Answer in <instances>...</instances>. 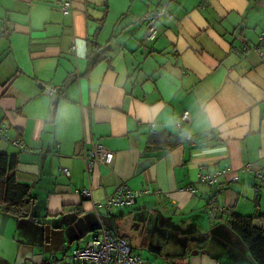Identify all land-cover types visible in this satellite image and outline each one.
I'll use <instances>...</instances> for the list:
<instances>
[{
    "label": "crops",
    "instance_id": "crops-1",
    "mask_svg": "<svg viewBox=\"0 0 264 264\" xmlns=\"http://www.w3.org/2000/svg\"><path fill=\"white\" fill-rule=\"evenodd\" d=\"M56 1L0 0V127L25 148L0 140V154L17 156L16 182L32 198L24 218L0 207V264H68L103 215L148 264L146 249L168 264H251L207 202L264 228V187L241 172L264 173V0H70L67 15ZM162 5L169 15L146 43L141 18ZM40 83L59 89L53 118ZM186 132L194 145L181 141ZM84 137L113 152L110 166L85 173ZM225 166L237 181L197 182ZM120 186L151 193L97 214ZM123 220L142 229L140 254Z\"/></svg>",
    "mask_w": 264,
    "mask_h": 264
},
{
    "label": "built area",
    "instance_id": "built-area-1",
    "mask_svg": "<svg viewBox=\"0 0 264 264\" xmlns=\"http://www.w3.org/2000/svg\"><path fill=\"white\" fill-rule=\"evenodd\" d=\"M56 5L61 12L65 15L69 14L71 8L70 0L56 1ZM166 8L164 5L145 13L141 21L144 25L145 34L144 41L146 43L155 40L158 29V21L161 16L166 15ZM169 15V14H167ZM246 50V47L244 48ZM40 89L44 94L50 97L58 96L59 89L49 87L43 83H40ZM190 123L189 113L187 111L182 112L175 121V126L182 130L184 126ZM4 126L0 127V140L10 142L20 151H24V146L20 143V140H10L5 134ZM149 132L154 135L155 124H150ZM181 141L183 143L195 144V137L188 132L184 133ZM81 153L78 156L83 164L84 171L87 175H90L93 170L100 166H110L114 159L113 152L105 149L97 142H89L85 137L80 141ZM57 152L59 145L56 146ZM61 172L65 175H69V170L61 168ZM241 172L252 173L255 179L258 181L254 186V190L258 192L264 187V173L254 168L252 164H247L241 168ZM231 175V180L237 181L238 175L231 166H225L224 168L207 172L203 169L200 170L197 178V182L207 188L215 186L220 182V179L224 176ZM191 194H195L196 190L189 188ZM151 193L148 189L131 190L126 186H120L115 190V193L106 199L104 204H95V212L98 214L97 209L103 208L106 211H112L114 209L125 208L134 206L139 198ZM83 199L91 198V189H85L80 193ZM207 212L210 217H214L216 214H227L226 208L217 204L216 198H209L207 202ZM68 264H148L142 260L140 256L133 253L131 246L123 238L117 237L109 232L103 224L96 231L90 233L85 240L78 241L76 246L66 256Z\"/></svg>",
    "mask_w": 264,
    "mask_h": 264
},
{
    "label": "trees",
    "instance_id": "trees-1",
    "mask_svg": "<svg viewBox=\"0 0 264 264\" xmlns=\"http://www.w3.org/2000/svg\"><path fill=\"white\" fill-rule=\"evenodd\" d=\"M98 59L99 56L91 58V68L97 63ZM172 140L171 147L179 142L178 139ZM150 145L157 148L161 144L155 138H152L150 139ZM17 163V156L0 154V207L10 215L24 218L31 212L32 198L30 190L16 182ZM211 218L220 219L225 223L224 225L230 235L242 244L249 259L254 264H264V228L254 225L255 218L235 216L229 212L227 214H216ZM117 237L126 238L123 235H117Z\"/></svg>",
    "mask_w": 264,
    "mask_h": 264
},
{
    "label": "rangeland",
    "instance_id": "rangeland-1",
    "mask_svg": "<svg viewBox=\"0 0 264 264\" xmlns=\"http://www.w3.org/2000/svg\"><path fill=\"white\" fill-rule=\"evenodd\" d=\"M137 226V222L136 221H131V222H125L124 220L121 222L119 229H125L127 231V235H129V238H131V241L134 245V247H137V251L140 254L141 253V248L139 247V241L137 242V238H140L142 236V229H138L136 230V226ZM135 236V237H133ZM135 238V239H134ZM138 244V246H137ZM149 248V247H146ZM144 258H147L150 264H168L165 263L164 260L162 259H157L153 253L148 252V250L146 249L144 252ZM143 260V259H142ZM249 261L251 262V264H254L251 259H249ZM148 263V262H147ZM245 263V262H244Z\"/></svg>",
    "mask_w": 264,
    "mask_h": 264
},
{
    "label": "water",
    "instance_id": "water-1",
    "mask_svg": "<svg viewBox=\"0 0 264 264\" xmlns=\"http://www.w3.org/2000/svg\"><path fill=\"white\" fill-rule=\"evenodd\" d=\"M57 103H58V98H57V96L52 97V102H51L52 108H51V110H50L51 118L54 117ZM102 221H103V223H104L105 228H106L108 231H112V226H111V222H110V217H109L108 215H103V216H102ZM137 225H138V223H137ZM135 226H136V225H135Z\"/></svg>",
    "mask_w": 264,
    "mask_h": 264
}]
</instances>
